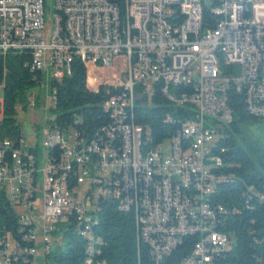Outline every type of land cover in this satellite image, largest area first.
Segmentation results:
<instances>
[{
	"label": "built area",
	"instance_id": "2783aa9c",
	"mask_svg": "<svg viewBox=\"0 0 264 264\" xmlns=\"http://www.w3.org/2000/svg\"><path fill=\"white\" fill-rule=\"evenodd\" d=\"M53 8L46 34L45 0H0V89L10 51L24 54L39 80L16 115L35 109L34 90L47 86L53 111L54 84L71 75L76 57L108 70L123 53L126 66L103 102L108 121L90 136L57 125L54 112L40 155L22 128L17 137L0 136V188L19 224L15 237L0 229V264H59L52 256L65 232L86 241L84 264H106L95 229L100 201L132 215L153 264L184 244L179 264H232L233 223L247 210L252 245H263L254 225L260 220L264 230V177L247 184L231 172L224 140L231 89L248 114L264 119V0H54ZM157 90L170 107L163 121L174 127L158 142L137 123V108L153 105ZM3 113L4 96L0 124ZM233 183L242 187L238 198L221 203L219 186ZM253 258L264 264L263 255Z\"/></svg>",
	"mask_w": 264,
	"mask_h": 264
},
{
	"label": "trees",
	"instance_id": "16d2710c",
	"mask_svg": "<svg viewBox=\"0 0 264 264\" xmlns=\"http://www.w3.org/2000/svg\"><path fill=\"white\" fill-rule=\"evenodd\" d=\"M206 21L212 23L214 18L206 9ZM24 54L10 51L5 63L8 68L6 87L4 89V113L0 124L1 137H17L21 132V125L16 115V106L26 103L27 92L34 88L39 81L33 79V73L25 66ZM126 58L120 53L112 69L105 70L98 64H90L76 57L72 62V73L61 81L55 82L58 103L53 109L56 114V124L63 127L74 126L90 136L98 127L108 121V114L103 108L106 97L114 93L113 79L124 72ZM3 68V57L0 54V75ZM167 100L157 90L153 96V105L137 108V123L149 125L155 141L165 139L174 131V127L163 120L170 110ZM228 104L233 109V120L227 128L228 137L224 144L229 149L225 154V162L230 165L229 170L245 179L247 184L264 177V147L243 136L242 126L250 121H259L248 114L243 96L231 89L228 93ZM76 116L82 121L76 122ZM240 185H220L219 201L224 204L235 202L241 192ZM101 209L97 217L99 224L96 233L104 241L102 256L106 264H153L148 247L143 243L138 246L133 217L128 212L121 211L112 201H100ZM260 212L264 213V203L260 205ZM253 216L251 210L238 217L233 223L237 235V242L229 252L232 264H257L254 254L264 256V244L252 245V236L248 230L253 225L249 218ZM256 216V215H255ZM257 234L264 236L260 220L254 225ZM18 216L7 199L4 189L0 188V229L17 235ZM4 233V232H3ZM65 244L53 251L52 258L59 264H84L86 258V241L74 232H65ZM187 244L182 245L162 264H179L185 255Z\"/></svg>",
	"mask_w": 264,
	"mask_h": 264
},
{
	"label": "rangeland",
	"instance_id": "374dc122",
	"mask_svg": "<svg viewBox=\"0 0 264 264\" xmlns=\"http://www.w3.org/2000/svg\"><path fill=\"white\" fill-rule=\"evenodd\" d=\"M54 0H45V33L49 34L54 16ZM34 95L39 101L35 109L28 108L17 115L18 122L21 125L22 131L25 135L26 141L33 147H38L39 155L44 150V142L47 132L50 129V121L48 118L51 113V97L47 86L46 89L34 90ZM4 92L0 89V98H3ZM4 116L1 117L3 119ZM243 136L248 137L251 141L258 143L264 147V119L259 121H250L242 126ZM73 140V135L70 136ZM164 148L168 149V142L164 143Z\"/></svg>",
	"mask_w": 264,
	"mask_h": 264
}]
</instances>
